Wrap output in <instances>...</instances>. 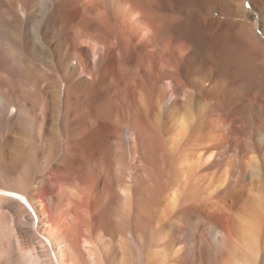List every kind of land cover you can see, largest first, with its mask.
<instances>
[{"label":"bare ground","instance_id":"6f19581e","mask_svg":"<svg viewBox=\"0 0 264 264\" xmlns=\"http://www.w3.org/2000/svg\"><path fill=\"white\" fill-rule=\"evenodd\" d=\"M129 1L148 4L158 20L151 32L139 35L144 47L141 60H151L152 70L139 68L135 91L125 104L115 106L118 123L123 122L137 138L135 153L142 166H131L132 175L146 183L143 201L132 210L131 224L113 208L120 193L114 190L110 176L114 164L119 168L122 159L111 157L114 145L89 127L87 119L97 116L91 113L92 119L79 109L89 92L78 90L75 83L95 77L94 68L106 48L120 52V19L127 11L123 3ZM173 2L0 0V262H11L8 253L15 251L20 237L6 205L10 203L16 204L17 212H26L24 206L40 207L49 227L46 239L58 245L55 263L50 244H44V261L32 250L18 252L13 264L130 262L119 261L117 241L107 238L112 224L129 232L131 240L138 239L140 231L131 225L152 231L162 197L167 214H160V220L196 219L192 234L184 238L193 251L191 264L216 263L217 251L202 248L197 241L200 224L206 219L211 222L207 227L214 241L212 249H230L237 236L248 247V236L257 237L264 224V176L254 166L255 179L248 181L246 163L258 166L256 136H264V41L241 3V18L219 21L199 10L192 13L189 7L178 11ZM204 22L210 34L202 29ZM179 51L185 56L180 57ZM207 63L223 83L224 96L218 99L212 100L210 93L200 94L188 77L192 67ZM30 71H48L56 79L49 83L57 87L50 101L41 81L30 80ZM147 78L149 126L144 117L147 110H140L138 99L139 82ZM248 93L251 100L245 102ZM111 100L109 95L102 107ZM180 105L187 109L185 114L178 115ZM169 126L176 131L171 140L165 137ZM24 129L32 139L26 153L15 148V134ZM48 134L59 146L53 158L51 154L38 162L35 150ZM150 147L155 161L150 158ZM157 154L158 168L154 164ZM36 172H42L43 178L33 181L31 175ZM252 180L259 191L256 201L248 200ZM121 198L128 201L129 197ZM26 217L33 220L28 213ZM152 246L142 251V264H158Z\"/></svg>","mask_w":264,"mask_h":264},{"label":"rangeland","instance_id":"374dc122","mask_svg":"<svg viewBox=\"0 0 264 264\" xmlns=\"http://www.w3.org/2000/svg\"><path fill=\"white\" fill-rule=\"evenodd\" d=\"M131 2L133 1H129V3H123V8L127 9V11L125 10V12L122 13L120 19L122 39L120 52H116V49L114 47L106 48L100 56V62L94 68L95 77L93 79H88L87 83H85L83 80L85 78L80 79L79 83L78 81H75V83L79 87L77 88L78 90L83 89L82 91L87 90L89 92V94L83 96L84 98L82 97L83 100H81L82 103H79V109H83L86 114L89 113L88 116H91L90 118H92V115H90L92 113L93 118L97 116L95 119L97 120L99 118L100 120H97V124V121L95 119H87L89 127L92 125L91 128L93 129V132L95 134H100L101 136L104 134L106 143L109 145H111L112 143V145H114V147L112 148V152L113 150L115 152L114 154H110V156L112 155L111 157L118 158L120 156L122 159V164H119V168H117V163L114 164L113 174L110 176V179L113 181L114 190H117L120 193V197H116L115 201L113 202V208L115 213H120V215L124 216L128 220V222H130V224L133 220V208L136 207L137 204L139 206L143 201L142 195L145 192L146 183H142L138 179L136 180V178L132 175L131 166H142L141 161L139 160V158L137 159L138 156L135 153V143L137 141V138L132 134L131 129L127 127L123 122H120L121 124L118 123L116 118L115 106L120 105V103L125 104L126 100H128L131 94L135 91L136 82L138 81V77L136 75L139 68L143 67L147 70H152L151 60H141V53L143 52L144 47L139 42V35L141 36V33H143L144 31L151 32V30L155 26V23L158 21L153 13L149 11V8H147L148 4H141L140 6L137 2ZM240 3L244 6L245 3H247L248 6H245V8L250 14V19L254 24L255 32L264 41V0H174L172 6L173 8H178L177 10L182 12L185 10V8L189 7L192 13L199 10L200 12H203L214 20L227 21L230 18L236 19L238 17H242ZM214 24L217 25L216 22H214ZM207 28L208 27L204 22L202 25V29H206L205 32L210 34L212 30L210 28ZM174 39L172 40V42H175ZM179 56L184 57L185 53L183 51H179ZM193 63H195L194 60ZM214 70L215 68L207 63L205 66L203 65L192 67L188 72V77H190L191 81L195 84L198 92L200 94H203V92L210 93L212 100L224 96V92L222 91L223 83L216 79ZM29 78L33 81L36 79H39L41 81L43 92H45L44 96H46L47 98L49 97L48 100L50 101L51 95L53 91L57 90V87L52 88L49 83L55 82L56 79L49 76L48 71H30ZM149 80L150 78L141 80L138 87V99L141 102V107L139 108L142 111L144 110V108H146L145 110H147L144 113L146 125L148 124L147 126H149L152 120L147 109V105H145L147 101V93L145 87L147 86V84H150V82L147 83ZM202 89L204 91H202ZM205 89H209V91L206 90V92ZM128 92L129 94H127ZM109 95L110 99H112L109 103L110 105L108 104V106L102 107V102L104 101V99L109 97ZM249 100H251V95H249L248 93L247 95H245L244 101L249 102ZM180 106L181 111L179 110V114H177H185L187 109H185L182 105ZM199 108L201 109V106ZM94 120L95 122H93ZM171 127H167V133L165 135V137L167 139L169 138V140H171L173 134L176 133V131H173L174 127L173 130H171ZM15 136L17 138L15 141V148L21 151L24 150L25 153L28 152V148H30V146L32 145L30 132L25 129L24 131L20 130L15 134ZM49 136L50 135L48 134V137H45L38 144L39 146L35 150L38 162L43 161L51 154V157L53 158L55 154L54 150H56V147L59 146V141L52 139ZM124 138L128 140V144L130 143L129 146L125 144ZM116 142H121L120 146L116 147ZM146 142L147 144H150L151 139L147 138ZM256 144L260 148V157H258V166H256L255 163H250V165L249 163H246L248 181L249 179L251 180V178L255 179L256 173L253 170L254 166L257 167L259 174L264 176L263 135L258 134L256 136ZM194 148L188 150L192 151L194 150ZM94 149L91 148L92 151H94ZM149 150L151 154L150 158L152 157L155 161L157 157L153 156L151 147L149 148ZM157 156L159 157V159L154 162L156 168L161 165L160 156L158 154ZM42 175V172H36L31 175V179H33V181H38L40 178H43ZM252 181H254V184L248 185V200L250 199L256 201V194L259 195V191L255 187V180ZM122 195L123 197L124 195H127L129 197L128 201L124 198H121ZM49 196L55 197L54 193ZM162 201L164 203V197H162V199L160 198L159 203L161 204H159L160 206L158 205L159 207L156 210L158 214L156 213L154 217V222L152 224L154 228L152 227V231L144 230L142 227L131 225L133 230L140 231L138 239L131 240L129 238V232H123L120 227L116 226L114 223L112 224L111 231L107 238L117 241L116 250L119 251V256L117 257L119 261L123 259V262L124 260L125 262H127V260L130 261L125 264H142L144 260L142 251L145 252V249H147L148 246L153 245L152 247L154 248L152 249L154 250L155 256L157 257L158 264H180V262H183L184 264H191L193 251L190 250V245L185 242L186 239L184 238H188L192 234L193 227L196 224V219L173 217L171 219V222H169L168 220H165L166 222L160 220V214H167V212L165 211L166 208L163 206L165 204H163ZM6 205L13 213L12 216L14 219V224L17 226V229L19 231L17 237H20L18 238V246L16 247L15 251H9L8 253L9 256H12L10 257L11 262H6L5 260L6 263L1 261L0 264H13V261H16V258H18V252L30 253L32 250V252H38L42 257L41 261H44L45 252L43 251L42 245L47 244L49 247L50 243H48V240L46 239L49 227L47 225L46 218L40 211V207L34 204V210H31L28 206H24L26 212H17L16 204L10 203ZM162 207L163 210L161 209ZM27 213L30 215V217L33 218V220L26 217ZM209 222L210 221L206 219L203 223L200 224L197 241L200 247L211 249L212 251H217V253H215L218 260L214 257L216 260L215 264H264V224L259 229L260 231H258V233L260 234L257 233V237L255 236L256 238L251 237L250 239V237L248 236V247L244 242L245 239L237 236L232 242V249L230 248L215 250L216 248L212 249V245L214 242L212 235H209L208 233L207 226H209V224L211 223ZM152 232L155 233V235L152 237L153 241L149 240V236ZM132 233H134V231ZM62 245L61 248L65 249V247ZM49 248L51 249V253L54 259L53 262L55 263L56 258L54 255L55 253H58V245L50 244ZM83 250L86 249L83 247ZM1 251L3 252V250ZM2 256H5V253H3ZM119 264L124 263L119 262Z\"/></svg>","mask_w":264,"mask_h":264},{"label":"snow or ice","instance_id":"6c2138e0","mask_svg":"<svg viewBox=\"0 0 264 264\" xmlns=\"http://www.w3.org/2000/svg\"><path fill=\"white\" fill-rule=\"evenodd\" d=\"M245 6H246V7L248 6L247 3H245Z\"/></svg>","mask_w":264,"mask_h":264}]
</instances>
